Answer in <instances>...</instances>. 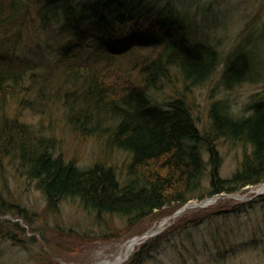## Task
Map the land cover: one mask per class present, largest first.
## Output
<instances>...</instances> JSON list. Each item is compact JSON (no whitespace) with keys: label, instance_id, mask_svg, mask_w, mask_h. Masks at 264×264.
I'll list each match as a JSON object with an SVG mask.
<instances>
[{"label":"trees","instance_id":"obj_1","mask_svg":"<svg viewBox=\"0 0 264 264\" xmlns=\"http://www.w3.org/2000/svg\"><path fill=\"white\" fill-rule=\"evenodd\" d=\"M195 1L0 0V170L13 165L52 208L75 200L105 228L112 216L132 226L172 204L264 183V99L243 116L217 100L204 127L194 116L192 89L221 62ZM31 20L41 38L32 53L17 52ZM240 46L225 63L226 87L261 74L259 56ZM11 100L41 114L59 104L62 122L97 138L100 154L88 165L65 158L56 137L9 110ZM221 139L243 144L228 177L219 170ZM112 153L123 155L119 170L107 159ZM5 202L28 220L20 203ZM17 229L25 231L0 219L1 238L21 244ZM164 235L143 243L127 264L147 259Z\"/></svg>","mask_w":264,"mask_h":264},{"label":"rangeland","instance_id":"obj_2","mask_svg":"<svg viewBox=\"0 0 264 264\" xmlns=\"http://www.w3.org/2000/svg\"><path fill=\"white\" fill-rule=\"evenodd\" d=\"M209 1L196 0L194 3L203 7L206 24L213 27L208 39L219 49L221 62L210 79L192 89L194 116L201 127L209 124V109L217 100L225 101L234 115L243 116L250 112L255 101L264 99V0ZM27 27L29 29L24 33V41L17 52L30 54L41 33H37L34 20L29 21ZM239 46L241 50L244 48L241 53L245 50L249 56L254 52L259 56L261 74L255 79L226 87L222 72L228 57L231 60L238 57L233 54ZM177 88L182 89L181 83H177ZM8 108L14 110L20 120L56 137L58 151L69 160L88 165L101 152L102 144L99 146L97 138L77 134L62 122L59 104H53L42 114L38 108L20 107L15 100L10 101ZM217 147L222 158L220 174L228 177L242 157L243 144L221 139ZM107 159L116 161L118 170L123 167V155L120 153H112ZM263 185H248L235 193L190 200L200 202L209 198L211 202L205 206L189 207L169 219L159 233L144 242L139 241L121 264L129 263L143 243L163 233L167 235L163 236L158 248L140 264H264V239H261L264 238V201H255L264 195L259 191ZM203 187L206 191L207 182ZM0 199L3 200L0 202V219L4 223L17 221L25 227V231H15L21 244L0 237V264L114 261L125 256L124 244L127 241L155 229L165 217L180 208L176 204L166 206L132 226L123 218L112 216L107 218L108 226L105 228L75 200L60 202L52 208L34 181L18 173L7 162L0 170ZM6 200L25 207L30 223L26 216L8 211L4 205ZM239 204L243 205L237 206ZM256 238L257 244L254 242Z\"/></svg>","mask_w":264,"mask_h":264},{"label":"water","instance_id":"obj_3","mask_svg":"<svg viewBox=\"0 0 264 264\" xmlns=\"http://www.w3.org/2000/svg\"><path fill=\"white\" fill-rule=\"evenodd\" d=\"M210 202H211V199H206V200H203V201H200V202H188L185 205H183L182 207H180L178 210H176L172 215L165 217L164 221L168 222L169 219H171L174 216H177V215L181 214L182 212H184L189 207L196 206L198 204L205 206V205L209 204ZM162 228L163 227H161V224H159L155 229L146 231V232H144L141 235H137V236L133 237L132 239H135V240L136 239H140L141 242H144L148 237L159 233L162 230ZM125 255L126 256L123 257L124 259L127 258L130 254H129V252H127ZM105 262H97V263H94V264H105Z\"/></svg>","mask_w":264,"mask_h":264},{"label":"bare ground","instance_id":"obj_4","mask_svg":"<svg viewBox=\"0 0 264 264\" xmlns=\"http://www.w3.org/2000/svg\"><path fill=\"white\" fill-rule=\"evenodd\" d=\"M259 191L261 192H264V185L259 189ZM208 201V200H207ZM206 201V202H207ZM210 201V200H209ZM205 202V203H206ZM165 219H163L161 221V227H164L165 224H166V221H164ZM140 241V239H131L129 241H127L125 244H124V247H125V250H126V253L127 252H131L133 250V248L137 245V243ZM126 256V255H125ZM124 258L123 256H119L116 260L114 261H106L105 264H121L123 262Z\"/></svg>","mask_w":264,"mask_h":264}]
</instances>
